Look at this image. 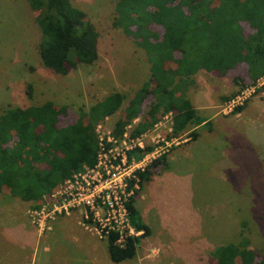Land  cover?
Here are the masks:
<instances>
[{"label": "rangeland", "instance_id": "obj_1", "mask_svg": "<svg viewBox=\"0 0 264 264\" xmlns=\"http://www.w3.org/2000/svg\"><path fill=\"white\" fill-rule=\"evenodd\" d=\"M70 1L86 12L99 34L98 58L91 64L78 63L62 75L41 60L42 32L35 20L38 12L28 0H0V115L9 107L52 101L57 108L65 106L60 115V124L64 125L111 93L120 92L125 95L121 107L98 122L105 130L113 129L116 120L123 116L124 107L149 80L150 63L131 37L112 26L117 0ZM243 27L249 31L245 24ZM155 28L161 30L159 26ZM237 74L232 70L229 76ZM219 76L197 70L189 77L192 81L182 88L193 104L211 106V114L220 118L201 126L189 124L180 134L168 135L171 122L163 118L164 114L149 129L154 138L177 137L166 153L170 157L154 168L134 198L140 218L150 226L148 239L158 251L140 263H136L137 256L126 263L209 264L214 262L212 252L217 246L237 243L244 236L249 239L248 247L264 257V111L254 108L256 115L243 122L231 120L233 113L221 112L226 101L221 92L233 88V83ZM195 95H206L204 99L210 104L205 100L196 102ZM152 99L151 95L144 99L143 113ZM249 101L264 107V84L246 103ZM195 112L208 115L196 109ZM192 132L197 134L196 140L191 138ZM15 200L18 203L10 204ZM25 205L27 214L32 202L26 204L6 192L0 193V219L12 218V225L20 224ZM19 227L14 246L9 247L21 253L28 250L32 255L34 246L29 249L25 245L30 243L32 234L24 232L22 239ZM45 245L38 244L33 264H56L53 251L46 252Z\"/></svg>", "mask_w": 264, "mask_h": 264}, {"label": "trees", "instance_id": "obj_2", "mask_svg": "<svg viewBox=\"0 0 264 264\" xmlns=\"http://www.w3.org/2000/svg\"><path fill=\"white\" fill-rule=\"evenodd\" d=\"M28 2L38 12L35 20L42 32L39 53L46 67L65 75L70 67L91 64L98 58L99 34L85 11L70 0ZM114 11L112 26L120 28L145 51L151 71L149 80L116 120V136L130 124L132 135H138L169 111L173 112L171 135L180 134L189 124H201L203 117L196 114L182 88L197 70L222 76L239 63L245 65L248 78L234 76V84L240 87L223 100L264 75V0H117ZM158 26L161 30L155 28ZM27 89L29 92L30 85ZM148 95L153 99L143 113ZM124 98L120 92L111 93L64 125L60 124V115L65 106L57 108L52 101L7 108L0 115V193L37 205L73 172L83 165H93L98 142L96 125L114 114ZM245 104L232 113L240 112ZM196 137L192 132L191 138ZM143 153L136 149L128 154ZM166 156L157 158L139 174L141 186ZM128 207L132 224L144 229L143 236L148 235L150 229L142 222L134 197ZM139 240L130 239L126 247L120 248L108 239L110 259L121 262L133 258ZM248 245L245 236L237 243L219 245L212 252L214 262L209 264H264V257Z\"/></svg>", "mask_w": 264, "mask_h": 264}, {"label": "built area", "instance_id": "obj_3", "mask_svg": "<svg viewBox=\"0 0 264 264\" xmlns=\"http://www.w3.org/2000/svg\"><path fill=\"white\" fill-rule=\"evenodd\" d=\"M263 84L264 75L255 84L245 86L227 99L221 105V112L229 114L243 106ZM163 118L171 122L168 133L171 135L173 112L165 113ZM137 121L136 118L133 123ZM132 128V124L127 125L124 132L116 136L113 129L105 130L100 123L96 125L95 163L83 165L51 194L44 195L39 204L28 208L27 215L40 233L51 230L58 215L78 212L79 222L85 230L101 240L112 238L117 247H126L130 239L143 237L144 229L137 228L130 220L128 202L142 188L139 174L166 154L177 137L168 139V135H157L154 138L149 129L132 135ZM147 146L151 149L145 150ZM136 149L144 153L129 156L128 153Z\"/></svg>", "mask_w": 264, "mask_h": 264}, {"label": "crops", "instance_id": "obj_4", "mask_svg": "<svg viewBox=\"0 0 264 264\" xmlns=\"http://www.w3.org/2000/svg\"><path fill=\"white\" fill-rule=\"evenodd\" d=\"M93 23V22H92ZM112 24V23H111ZM201 70V69H200ZM236 71L238 74L235 76H238L240 79H243L245 75L247 76L246 67L244 64L241 65L239 63L235 68L230 69L226 72L225 75L219 76L221 78L230 79L233 83V88L229 89L228 91L221 92V96H228L237 89H239V85H234L233 77L230 78L229 73L230 71ZM208 72V71H207ZM248 78V76H247ZM237 87V88H236ZM185 94V93H184ZM185 97L191 102L193 107L196 110L202 111L203 113L206 112L208 115H200L203 117L204 121L199 124V126L203 125L205 122H208L209 120L212 121L213 119H218L220 117H216L215 115L211 114V106L209 105H200L197 107L195 104H193L191 98L189 97V94L186 92ZM196 97V95H195ZM206 95L203 97H196L194 100L196 102L202 103L205 99ZM208 103V100L206 99L205 102ZM254 108H257L258 110L264 111V107L260 106V104H254V102L249 101L245 104V106L242 108V110L238 113H235L233 116H231V120L237 121L236 123H239V121H244L255 114ZM262 114V113H261ZM264 114V112H263ZM210 115V117H208ZM227 119L226 117H223ZM230 127V125H228ZM235 127V126H234ZM198 138V137H197ZM196 140V139H195ZM194 140V141H195ZM167 157H170L167 155ZM18 200L11 201L10 204L13 202L18 203ZM21 202L31 203L30 201H23ZM9 202V201H7ZM6 202V203H7ZM13 204V205H14ZM7 204H5L6 206ZM13 205H9L11 208H13ZM4 206V207H5ZM25 210L23 211V220L20 222V224L12 225V218H10V221H3L0 219V264H33L36 260V256L38 253H34L36 251V248L40 242L43 243V246L46 249V252L53 251V260L56 264H130L126 263L127 261H134V258L137 256L136 263L142 262L145 258L149 257V254L156 253L158 251V248H155L153 243L148 239L151 233L150 226L147 225L145 222V219H141L143 223H145L149 229L150 233L148 235L143 236L140 238L139 243L136 245V254L133 258L126 259L121 262H113L108 254L107 249V242L105 240H101L97 238L95 235H93L91 232L85 230L83 226L79 222V214L78 212H74L70 215H58L55 220L52 222V229L49 231H46L44 233H40L35 226L31 223L29 217L27 216L26 209L27 205H25ZM135 206V205H134ZM140 214V213H139ZM1 218V216H0ZM145 218V217H144ZM20 226V227H19ZM20 228V234L22 236V239L24 238V232H29L32 234V238L30 240V243H25V245L30 249L33 246V254L30 255L27 251L26 252H19L18 249H15L12 247H9L11 244H13V239L16 237V228ZM13 234V235H12ZM10 236V237H9ZM45 240V242H43ZM6 241V242H5ZM105 241V243H104ZM5 242V244L3 243ZM4 244V247H3ZM20 248V247H18ZM35 254V257H34ZM111 262H110V260Z\"/></svg>", "mask_w": 264, "mask_h": 264}]
</instances>
